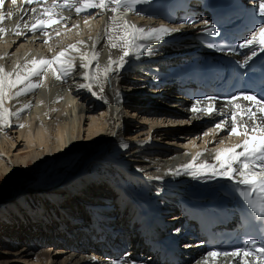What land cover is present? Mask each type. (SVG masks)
I'll use <instances>...</instances> for the list:
<instances>
[{
	"label": "bare ground",
	"instance_id": "1",
	"mask_svg": "<svg viewBox=\"0 0 264 264\" xmlns=\"http://www.w3.org/2000/svg\"><path fill=\"white\" fill-rule=\"evenodd\" d=\"M31 8L14 5L2 11L14 13V18L0 23L9 30L0 37V56L7 54L5 59H0V64L7 70L16 65L11 63L13 57L20 60L29 51L35 52L36 46H39L37 57H50L77 40L87 41L90 49L93 41L89 37H100L96 47L101 65L107 62L109 54L113 57L120 54L119 50L110 49L104 38L110 13L98 15L96 9L79 15L74 10H64V16L70 19L49 29L52 38L48 44L39 32H29L26 36L12 34L11 30L21 23L22 10L30 11ZM24 19L30 21L31 18L25 16ZM125 20L145 28L158 27L156 22L144 19L134 22L127 14ZM56 30L61 32L59 37L55 35ZM184 30L195 29L186 27ZM170 37L171 34L162 41L145 42L150 43V49L128 58L124 68L104 84L107 103L77 87L85 82L79 68L63 81L49 76L45 87L19 98V102H5V107L12 110L29 101L32 107L18 118L12 117V127L0 131V180L6 175L9 181L14 179L15 182L19 166L26 163L28 156L32 159V155L38 161L46 157L49 164L68 162L77 156L85 163L80 181L70 177L53 193H39V186L29 184L22 194L8 197L10 206L0 210V223L14 225L12 227L21 235L11 244L18 250L12 254L25 259H33L34 255L36 262L30 264H111L112 260L123 259L125 255H130L137 264H205L202 238L190 228L193 223L190 208L198 203L227 202V192L223 190L229 180L194 179L187 174H169L168 170L187 163L197 152L204 153L200 162H212L215 151L228 148L230 144L226 143L223 131L216 134L214 122L218 115L191 112L193 103L181 100L174 87H163L147 76H134L129 67L135 61L152 64L174 58L179 51L176 42H167ZM94 90L98 92L99 87L94 85ZM128 98L134 101L128 103ZM157 101V107H150V102ZM123 108L136 113L135 119L142 118L132 125L133 117H128L131 122L127 133L120 125ZM24 116L29 117V124L17 130ZM208 124L213 126L203 131ZM138 127L143 128L141 133ZM209 130H212L210 134L204 136ZM17 133L21 142L14 136ZM149 136L154 139H148ZM124 143L131 146L124 148L121 146ZM24 148H28L27 155L21 154ZM157 176L163 179H150ZM91 192L93 195H89ZM7 193L8 190L0 187V199ZM112 197L118 198L113 200ZM58 218L70 226L63 231V227L54 228L59 225ZM147 223L153 226L152 230L146 231ZM36 233H41L42 237L37 238ZM136 234L140 237L138 244L135 239L133 241ZM104 236L111 244L101 252ZM155 241L161 242L159 247L153 246ZM183 242L189 249L179 248L173 258L165 257L159 249L168 247L169 243ZM245 259L250 264H264L255 258ZM207 264L235 262L219 256L207 258Z\"/></svg>",
	"mask_w": 264,
	"mask_h": 264
},
{
	"label": "snow or ice",
	"instance_id": "2",
	"mask_svg": "<svg viewBox=\"0 0 264 264\" xmlns=\"http://www.w3.org/2000/svg\"><path fill=\"white\" fill-rule=\"evenodd\" d=\"M13 5L17 0H11ZM25 5H38L30 11L22 10L21 23H17L12 31L16 36H26L27 33L39 32L44 37V43L48 44L51 40L49 29L53 25L70 19L64 16V10H74L77 15L87 13L89 10L96 9L97 14L104 12L110 13L108 22L104 28V38L110 49L119 50V55L113 57L109 54L107 62L100 64V52L97 51V44L100 37L92 40L89 49L87 41L77 40L61 48L50 57L39 56L26 59L23 64L19 62L13 69L7 70L0 64V131L12 127L11 118L19 117L22 112L32 107L31 101L24 103L16 110L5 107L6 101L19 102V98L33 93L37 89L46 86L49 76L57 81H63L71 77L77 68L81 69V79L77 87L87 90L93 96L104 99V84L110 81L111 76L117 73L129 62L128 58L140 56L150 49L151 41H162L165 36L179 31L177 28H168L164 25L159 27H142L135 23L125 20V15L136 12V6L149 3V0H52L51 4L47 0H21ZM5 0H0V7H3ZM253 14L244 33L238 37L239 43L232 40L227 44L209 43V48L218 51L237 53L240 49H247V55L242 61H236L241 68H248L249 62L258 54H264V0H253ZM29 16L31 19L25 20ZM14 18L12 11L0 12V23L6 19ZM88 21L85 20V24ZM187 24H197L200 21L188 18ZM205 25L204 31L210 36L220 37L216 26L210 24L208 20L202 21ZM21 25L22 29L21 30ZM72 27H78L73 25ZM8 29L0 26V37L6 34ZM71 31V29H68ZM59 37L61 32L55 31ZM224 39H229L225 36ZM51 51V49H50ZM150 54V53H149ZM7 54L0 56L5 59ZM94 85L99 87V91L94 90ZM119 96V92H116ZM218 96H204L203 99H196L191 105L190 111L196 114L213 116L219 115L221 118L214 122L216 134L228 130L229 135H239L243 139L231 147L221 148L215 151L212 162L207 160L200 162L203 152H197L192 159L176 169H169L172 175L187 174L194 179L201 178H224L232 182L234 190L245 206L248 213L247 219L256 221L264 226V94L254 92L253 89H240L225 97L224 111L216 106ZM249 102V103H244ZM207 105L206 107L202 105ZM23 128L24 125L20 124ZM212 130L203 135L208 136ZM127 148L126 143L121 145ZM150 179L160 180L161 176L151 177ZM178 231V230H177ZM264 232V227L261 228ZM242 246H236L231 252L219 251L213 248L206 253L207 258H217L219 256L231 257L235 264H250L245 257H255L256 260L264 261V236L260 239H244ZM137 264L130 255H125L123 259L117 258L111 264Z\"/></svg>",
	"mask_w": 264,
	"mask_h": 264
},
{
	"label": "rangeland",
	"instance_id": "3",
	"mask_svg": "<svg viewBox=\"0 0 264 264\" xmlns=\"http://www.w3.org/2000/svg\"><path fill=\"white\" fill-rule=\"evenodd\" d=\"M123 89L127 90V87H123ZM151 103H153V104H151ZM158 103H159L158 101L155 103L150 102L149 105H150V107L154 108V107L158 106ZM149 105H148V107H149ZM164 105H166V103ZM162 107H164V109L166 108L163 105H162ZM122 110H123V114H122V117L120 118V125L122 126V130H123V127L128 128L131 121H132L131 124L134 125V124H137L138 119L139 120L142 119V118L135 119L136 113L134 114L133 111H129L128 109H125V108H123ZM128 117H133V118H131L130 122H128V119H129ZM19 123H21V124L23 123V125L25 127V125L29 124V117L24 116L22 119H20ZM189 124H191V123H189ZM144 126L147 127V125H144ZM212 126H213V124H208V125L204 126L202 129L207 130V129H210ZM16 128L18 130L20 127L18 126ZM138 129H141L140 133L143 130V128H139V127H138ZM192 132H190V133H192ZM14 136L16 138L19 137L18 133L15 134ZM147 138L149 139V138H153V137L149 136ZM147 138L145 139V142H148ZM17 139L19 140L18 142H21L22 138L19 137ZM153 143L163 145V146H167V144H164L161 141H160V143L157 141H154ZM167 147H169V146H167ZM21 154L27 155L28 154V148H24L22 150ZM35 157L36 156L32 155V159H29V156H28L26 159V163L19 166L20 168H19L17 178L15 181L16 184H14L15 183L14 179L12 180L10 178L11 180L9 181V177H7L5 175L3 178V176H2V178L0 180V187H2V188L4 187L6 190H8V193H7L6 197H3L0 199V210L10 206V204H9L10 202H8V197L13 198L17 195L22 194L24 192V190L28 188L29 184H31V185L35 184L36 187L39 186L37 189V191L39 193L40 192H42V193H53V191H55V189H57L58 186L64 184L66 181H68V179H70V177L76 178L78 181H80L79 175L81 174V171L83 170V167L85 164V163L83 164V160H81V161L78 160L80 157L78 158V156H77V158L75 157L74 159H72L68 162H64V161L63 162H57V161H55V162L50 163V164H49L48 160L46 159V157L41 158L39 161L36 160ZM52 159H55V158H52ZM73 160H75V161L73 163H71ZM67 163H70V164H67ZM6 177H7L8 181L6 180ZM89 195H93L92 192ZM12 226H14V225H12ZM12 226H8L6 224L0 223V261H1L0 263L3 264L2 261H5L6 262L5 264H17V263L18 264H30V263L36 262L34 255L32 256L33 259H31V257H28L25 259L24 257L19 258L15 254H12L18 250L14 249V247L11 244L15 240H17L19 236H21L18 234L17 228L12 227ZM38 234H40L39 235V237H40L41 233H38ZM29 260H31V261L29 262ZM24 261H25V263H24Z\"/></svg>",
	"mask_w": 264,
	"mask_h": 264
},
{
	"label": "trees",
	"instance_id": "4",
	"mask_svg": "<svg viewBox=\"0 0 264 264\" xmlns=\"http://www.w3.org/2000/svg\"><path fill=\"white\" fill-rule=\"evenodd\" d=\"M53 186V185H52Z\"/></svg>",
	"mask_w": 264,
	"mask_h": 264
}]
</instances>
